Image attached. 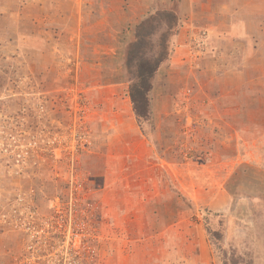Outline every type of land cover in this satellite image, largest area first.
Here are the masks:
<instances>
[{
    "label": "rangeland",
    "instance_id": "rangeland-1",
    "mask_svg": "<svg viewBox=\"0 0 264 264\" xmlns=\"http://www.w3.org/2000/svg\"><path fill=\"white\" fill-rule=\"evenodd\" d=\"M0 264H264V0H0Z\"/></svg>",
    "mask_w": 264,
    "mask_h": 264
},
{
    "label": "trees",
    "instance_id": "trees-1",
    "mask_svg": "<svg viewBox=\"0 0 264 264\" xmlns=\"http://www.w3.org/2000/svg\"><path fill=\"white\" fill-rule=\"evenodd\" d=\"M147 41L143 38L130 45L127 54V66L133 68V83L129 87V98L132 110L138 120H147L149 116V98L151 80L154 77L163 58L154 61L145 58Z\"/></svg>",
    "mask_w": 264,
    "mask_h": 264
}]
</instances>
